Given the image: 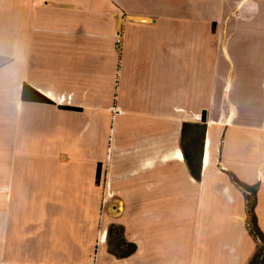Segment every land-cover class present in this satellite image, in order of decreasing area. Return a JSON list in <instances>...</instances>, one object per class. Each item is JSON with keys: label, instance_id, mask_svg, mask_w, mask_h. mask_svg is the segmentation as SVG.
<instances>
[{"label": "crops", "instance_id": "obj_1", "mask_svg": "<svg viewBox=\"0 0 264 264\" xmlns=\"http://www.w3.org/2000/svg\"><path fill=\"white\" fill-rule=\"evenodd\" d=\"M24 85L54 104L23 102ZM203 111L202 181L224 137L215 211L195 202L182 149ZM168 191L166 218L202 219L206 236L154 234ZM245 195L264 233V0H0V264H247L261 243ZM113 201L137 246L125 259Z\"/></svg>", "mask_w": 264, "mask_h": 264}, {"label": "rangeland", "instance_id": "obj_2", "mask_svg": "<svg viewBox=\"0 0 264 264\" xmlns=\"http://www.w3.org/2000/svg\"><path fill=\"white\" fill-rule=\"evenodd\" d=\"M217 91H220V89H216V92ZM218 102L220 105L219 108L216 107V106H218ZM227 103L228 102H226V101H225V104L223 102L225 110L227 108ZM221 105H222L221 100H219V101L215 100L213 102V109L209 110V112H208L209 120L217 121L219 119V117L222 114V110H221L222 106ZM215 130H217L215 132V134H216V137H217L218 142H219V147H218V151L214 150L212 152V161H211L209 168L206 171V177L203 179V181H202V179L200 181H198L193 177L197 182H199L193 186L194 191L197 193L196 197L194 198L195 202H197L198 205L200 204V205L205 206L207 208H210L214 211H215L216 206L218 205L217 201H215L216 195L218 193H220L217 189L220 187L219 185L222 184L228 177V176H226V174H224V171L221 169L222 167L220 165V161H221L220 157L222 154L221 143H222L224 137H223L221 129L218 130V128L216 127ZM215 134H212V135L215 136ZM199 137H200V133H198L197 130L192 129V130H189L187 132L186 138L183 142V144H184L183 146L192 155L193 161L196 165H197V163H199V159H200L199 149H198ZM201 163H202V158H201ZM232 182H233V179H232ZM234 185L236 186L235 183H234ZM236 187L241 188L238 185ZM241 189L244 192L248 191V190L249 191L252 190V189L250 190V188L248 190H246L244 188H241ZM169 193L170 192L168 191V192H164L163 194L160 195L159 200H160L161 208H160L159 213H160L161 218H160L159 224L156 225V227H155L154 234L156 233V234L161 235V233H166L168 231L169 233L171 232L172 238H176V239H178V237H180V236L186 237L187 234H189V236L190 235L194 236V239H200L202 236H206L204 234L205 233L204 231H206V230L208 231V229L206 228L202 219L200 222L198 221V223L196 224V228H194V226H192V223H186L185 224L184 220H182L181 218H179L177 221L173 220V222H171L170 220H168L166 218V213H165V209H164L165 202L168 203L169 200L171 201V199L175 200V197H169L167 195ZM245 194H246V192H245ZM245 197L247 199L245 208H246V211L248 213V208H247L248 204L251 205L252 207H254V202H253V200H251L250 196L245 195ZM3 198L4 197H0V200H1L0 201V204H1L0 205V223H1V226H3L5 221L8 219L7 208H6L7 205L2 203ZM15 200H16V198H15ZM117 204H118L117 202L113 201V204L111 205L110 210L106 209V210H108L106 219H108L110 222L108 230L111 229V234L109 235V241L111 244H113L120 237L121 231L123 230V227L119 226L118 224H115L116 220L118 221L117 213L114 212L117 210L115 208V207H117ZM178 226H180V227H178ZM251 227L252 226H250L249 219H248V222H247V224H245V228H243V230L244 231L248 230V234H249V232H251ZM3 231H4V227H1V235H3ZM227 234H229L227 239H231L230 233L227 232ZM251 234L253 235L252 238L255 239L254 234L252 232H251ZM211 237L210 238L208 237V239H210L209 247L211 249H213L214 246H217V244L215 242H217V241L220 242L219 239H221L222 237L219 234H216V235L211 236ZM224 239H226V238H224ZM255 240L258 241V245H259V243H261V242H259V239L258 240L255 239ZM212 241H214V244Z\"/></svg>", "mask_w": 264, "mask_h": 264}, {"label": "trees", "instance_id": "obj_3", "mask_svg": "<svg viewBox=\"0 0 264 264\" xmlns=\"http://www.w3.org/2000/svg\"><path fill=\"white\" fill-rule=\"evenodd\" d=\"M21 99L23 102L26 103H39V104H54L53 101H51L48 97L34 89L33 87L29 85H24L22 89ZM62 110L67 111H80V108H74V107H67V106H59ZM197 130L198 133H200L199 137V163L197 165L194 163L192 155L186 150V148L183 146V142L186 138V134L189 130ZM207 129V112L203 111L201 116V121L199 123H189L185 122L182 127V149L184 153V158L187 163V166L190 170L191 175L198 181L201 180V158H202V152H203V140L205 137ZM101 165L98 166L97 170V182L100 181L101 176ZM233 182L240 186L241 188H244L248 190V186L240 183L234 176H232ZM248 216H249V224L251 227V232L254 234L256 239H259L261 242V245L258 247L257 251L254 253V255L251 257L249 262L247 264H264V233L261 231L260 227L258 226L257 218L254 213V207L248 204ZM111 234V229L109 230V235ZM137 251V246L135 243L130 242L126 240L121 231L120 237L111 244V253L116 256L119 259H125L133 255Z\"/></svg>", "mask_w": 264, "mask_h": 264}, {"label": "water", "instance_id": "obj_4", "mask_svg": "<svg viewBox=\"0 0 264 264\" xmlns=\"http://www.w3.org/2000/svg\"><path fill=\"white\" fill-rule=\"evenodd\" d=\"M206 141H205V145H204V152H203V157H202V164H203V167H204V158H205V152H206Z\"/></svg>", "mask_w": 264, "mask_h": 264}, {"label": "bare ground", "instance_id": "obj_5", "mask_svg": "<svg viewBox=\"0 0 264 264\" xmlns=\"http://www.w3.org/2000/svg\"><path fill=\"white\" fill-rule=\"evenodd\" d=\"M232 79V78H231ZM209 147V142H207L206 144V148ZM208 160V151L206 152V155H205V162Z\"/></svg>", "mask_w": 264, "mask_h": 264}, {"label": "built area", "instance_id": "obj_6", "mask_svg": "<svg viewBox=\"0 0 264 264\" xmlns=\"http://www.w3.org/2000/svg\"><path fill=\"white\" fill-rule=\"evenodd\" d=\"M116 43L118 45H120V43H121V36L120 35H117V41H116Z\"/></svg>", "mask_w": 264, "mask_h": 264}]
</instances>
